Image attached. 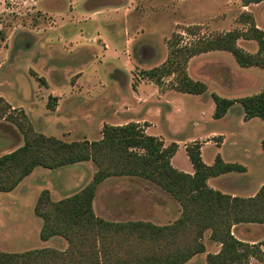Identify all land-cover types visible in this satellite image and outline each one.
<instances>
[{
    "label": "rangeland",
    "instance_id": "374dc122",
    "mask_svg": "<svg viewBox=\"0 0 264 264\" xmlns=\"http://www.w3.org/2000/svg\"><path fill=\"white\" fill-rule=\"evenodd\" d=\"M245 12L252 13L264 29V2L244 6L242 0H0V96L23 109L42 133L67 141L98 140L107 123L140 122L167 146L181 144L172 164L187 173L194 168L185 146L198 142L204 145L207 164L221 153L227 162L248 169V177L236 172L213 178V187L232 194V185L238 182L231 177L241 175L239 183L245 177L251 184L244 193H236L253 196L264 184V120L245 121L240 103L224 118L214 119L212 95L239 99L257 94L264 89V69L243 68L225 51L196 56L188 68L192 77L209 86L201 96L176 93L173 78L158 86L138 76L142 69L166 61L168 41L177 34L183 36V43H190L245 29L241 21ZM239 45L251 53L258 50L255 41L241 39ZM54 94L57 98L50 100ZM96 169L93 162L57 170L39 167L16 190L0 191V239L9 240L1 250H67L69 243L61 236L42 239L43 220L35 213L38 198L43 190H50L55 200L68 197L89 183ZM150 185L157 206L153 217L132 214L108 220L156 224L175 220L177 201ZM125 186L118 188L123 190L118 197L131 200L123 196L129 188ZM105 198L104 187L96 206L101 215ZM243 227L242 232L236 228L235 235L247 243L264 239L263 225ZM210 233L204 237L206 252L186 264H207V255L218 251ZM252 264L260 263L252 260Z\"/></svg>",
    "mask_w": 264,
    "mask_h": 264
},
{
    "label": "trees",
    "instance_id": "16d2710c",
    "mask_svg": "<svg viewBox=\"0 0 264 264\" xmlns=\"http://www.w3.org/2000/svg\"><path fill=\"white\" fill-rule=\"evenodd\" d=\"M244 6L264 0H242ZM245 29L220 33L183 43L177 34L168 41V57L159 66L142 69L140 78L162 86L173 78L178 92L203 95L207 83L188 72L192 58L214 51L231 53L243 68L264 69V29L250 12L242 14ZM187 33L194 34L191 29ZM255 41L258 50L248 52L239 40ZM54 94L50 100L56 99ZM214 119H222L240 103L245 121L264 120V89L239 99L212 95ZM51 102V101H50ZM49 102V104H50ZM0 122L19 130L23 144L0 156V191H14L37 168L57 170L65 166L93 162L97 166L92 180L74 194L55 200L50 190H43L35 213L42 218L41 237L61 236L69 243L67 250L32 249L25 252L0 250V264H186L206 252L205 234L221 245L217 253L207 255V264H264V239L247 243L234 228L244 224L264 225V184L250 197L234 196L211 187L209 179L232 172L244 173L246 167L226 162L218 155L207 164L202 145L195 142L186 151L195 172L181 171L172 164L179 145L166 146L159 136L148 134L141 123L104 124L98 140L67 141L48 136L36 129L30 116L14 108L0 96ZM264 148V140H263ZM113 177H139L170 194L180 205L181 215L173 223L156 224L145 220L111 221L97 215L94 201L99 185ZM244 181L246 179L244 178Z\"/></svg>",
    "mask_w": 264,
    "mask_h": 264
},
{
    "label": "crops",
    "instance_id": "0c3cea01",
    "mask_svg": "<svg viewBox=\"0 0 264 264\" xmlns=\"http://www.w3.org/2000/svg\"><path fill=\"white\" fill-rule=\"evenodd\" d=\"M196 57V56H195ZM193 59V58H192ZM191 59V60H192ZM188 72H189V68H188ZM189 74H190V72H189ZM190 76L192 77V75L190 74ZM194 78V77H193ZM195 79V78H194ZM197 80H201V79H197ZM201 81H203V80H201ZM205 82V81H204ZM206 83V82H205ZM208 85V84H207ZM209 87V86H208ZM176 93H182V92H178V91H176ZM184 94H187V93H184ZM204 95V94H203ZM196 96H201V95H196ZM6 99V98H5ZM232 99V98H231ZM7 100V99H6ZM8 101V100H7ZM9 102V101H8ZM10 103V102H9ZM11 104V103H10ZM12 105V104H11ZM13 106V105H12ZM14 108H16L15 106H13ZM242 107V106H241ZM233 109V108H232ZM231 109V110H232ZM230 110V111H231ZM214 111H215V109H214ZM213 111V112H214ZM229 111V112H230ZM242 111H243V109H242ZM228 112V113H229ZM214 114V113H213ZM243 114H244V112H243ZM228 115V114H227ZM244 116V115H243ZM31 118V117H30ZM217 120H219V119H217ZM245 120V119H244ZM130 123V122H129ZM138 123H140V122H138ZM127 124V123H126ZM114 125V124H113ZM121 125H123V124H121ZM0 127H5V128H7V129H9V130H12L13 132H15L19 137H20V141H19V143L15 146V147H13V148H11V149H9L8 151H5V152H0V154L1 155H3V154H5V153H9V152H11V151H13L14 149H16V148H18L19 146H21L22 144H23V136H22V134L19 132V130L17 129V127H15L14 125H12V124H10V123H8V122H0ZM36 127V126H35ZM36 129L37 130H39L40 132H41V127L40 128H37L36 127ZM146 131H147V133L149 134V130H147L146 129ZM101 138H102V135H101ZM100 138V139H101ZM161 138V137H160ZM173 143H177V142H173ZM195 143V142H194ZM166 144V143H165ZM178 145H179V150L178 151H180L181 150V144L180 143H177ZM167 146V145H166ZM203 146L204 145H202V148H203ZM185 147H187V146H185ZM187 152V151H186ZM178 153V152H177ZM0 155V156H1ZM188 155V154H187ZM218 155H220L223 159H224V161H226L225 160V158L223 157V155L221 154V153H219V154H217V156ZM216 156V157H217ZM175 157V156H174ZM174 157L172 158V162H173V159H174ZM203 157V156H202ZM216 157H215V160H216ZM189 158V157H188ZM227 162V161H226ZM215 163V162H214ZM213 163V164H214ZM240 164V163H239ZM212 165V164H211ZM242 165V164H241ZM244 166V165H243ZM246 167V166H245ZM194 168V167H193ZM37 170V169H36ZM35 170V171H36ZM97 170V169H96ZM96 170H94V172H93V176H94V173L96 172ZM248 170V169H247ZM34 171V172H35ZM33 172V173H34ZM195 172V170L191 173V174H193ZM32 173V174H33ZM228 174H236V172H232V173H228ZM228 174H223V175H221V176H226V175H228ZM243 175L244 176H246L247 175V177H248V171H246L245 173H243ZM240 176L241 175H233V177H231V178H234L235 180H236V182H238V183H236L235 185H232L231 183V185H232V189H233V193L231 194V195H234V196H241V194H237L236 192H243L244 193V191H245V189H247V188H249L250 187V184H251V182L249 181V179H248V181H244V183H239V178H240ZM218 177H220V176H218ZM123 179V178H128L129 180H127L128 182H125V183H122L121 181L119 182V181H117V179ZM217 177H215V179H216ZM245 178V177H244ZM213 178H211V179H209V181H208V183H209V185L211 186V187H213L212 185H211V180H212ZM125 184L127 185V186H125ZM150 184H153V185H155L154 183H152V182H150V181H148V180H145V179H142V178H139V177H113V178H109V179H107V180H105L104 182H102L100 185H99V187H98V191H97V195H96V198H95V201H94V209H95V212L97 213V215H99V216H101V217H104V218H106V219H109L108 217H113V218H119V217H127L128 215H132V214H135V215H141V216H143V217H146V218H150V217H153L154 215H155V210H156V208H157V206H156V197H155V192H154V187L152 186V185H150ZM135 186V185H137L135 188L134 187H131V186ZM122 186H125V187H129L128 189H125V192H124V194H123V196H127V198H130L131 200H128V199H121V198H119L118 196H120L119 195V193H121V195H122V192H121V190L122 189H119L118 190V188H121ZM157 186V185H156ZM105 187V190H106V192H107V199L105 198L104 199V201H103V213H104V215H101V214H99L98 213V211H97V209H96V206H97V199H98V193L103 189ZM131 187V188H130ZM262 187V186H261ZM260 187V188H261ZM213 188H215V189H220V188H218V186H215V187H213ZM260 188H258L257 190H256V193L260 190ZM17 189V188H16ZM15 189V190H16ZM123 191V190H122ZM255 193V194H256ZM254 194V195H255ZM253 195V196H254ZM140 196H143L144 198L142 199V200H140V199H138ZM242 197H247V196H242ZM62 199V198H61ZM60 200V199H59ZM143 204H145V206H143ZM177 204H178V206H179V212H178V214H177V216H175L176 218H175V220L173 219V221L172 222H170V223H173V222H175L178 218H179V216H180V214H181V207H180V205H179V203L177 202ZM165 208V207H164ZM169 212H167V211H165V214H168ZM115 221H117V220H115ZM264 226V225H263ZM238 227H241V231L240 232H242V230L244 231V229L243 228H245V227H243V225H238V226H236L235 228H234V233H235V229L236 228H238ZM5 238V240L6 241H2L1 239H0V250L1 249H6V245H7V242L9 241L8 240V237L6 238V237H4ZM11 235L9 236V239L11 240ZM239 239H241V238H239ZM242 241H244V242H247L245 239H241ZM216 244H218V243H216ZM251 244V243H250ZM219 246H218V251L221 249V245L220 244H218ZM2 251H4V250H2ZM217 251V252H218ZM216 252V253H217ZM257 261V260H256Z\"/></svg>",
    "mask_w": 264,
    "mask_h": 264
},
{
    "label": "water",
    "instance_id": "95a60500",
    "mask_svg": "<svg viewBox=\"0 0 264 264\" xmlns=\"http://www.w3.org/2000/svg\"><path fill=\"white\" fill-rule=\"evenodd\" d=\"M20 141V137L5 127H0V152L8 151L15 147Z\"/></svg>",
    "mask_w": 264,
    "mask_h": 264
}]
</instances>
